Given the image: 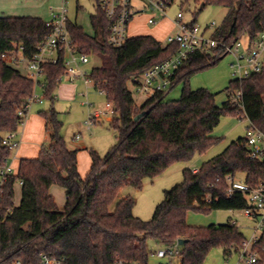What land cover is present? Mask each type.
<instances>
[{
    "label": "trees",
    "instance_id": "obj_1",
    "mask_svg": "<svg viewBox=\"0 0 264 264\" xmlns=\"http://www.w3.org/2000/svg\"><path fill=\"white\" fill-rule=\"evenodd\" d=\"M181 4L226 9L215 36L227 44L243 34L253 39L264 30V0H182ZM95 7L96 14L91 17L93 35L86 34L72 20L68 21V29L77 51L102 60V65L92 69L88 77L118 113L111 123L118 132V144L104 157L90 150L91 170L86 178L80 175L77 150L68 148L61 133L63 122L54 108L65 67L62 62L46 65L43 94L52 106L39 115L46 120L50 142L42 146L38 158L23 159L16 175H7L4 180L0 176V264H13L15 260L42 264L41 254L63 259L61 264H115L118 259L149 264L148 240L161 247L186 240L180 246L181 264H204L218 248L225 257L239 253L246 238L237 223L196 228L188 225L187 215L191 210L246 208L242 195L226 196L229 175H241L250 185L264 181V161L250 158L245 138L232 142L197 173L185 169L183 183L165 192L151 221L134 216L131 196L122 198L114 211L110 207L122 188L140 189L146 179L161 176L175 163L191 162L218 144L220 139L213 132L223 117H246L264 129V71L230 82L228 90L243 93L244 113L228 100L219 107L216 94L191 89L189 80L225 56L213 58L196 53L172 76L170 90L184 83L178 100H167L168 92H159L137 108L129 83L172 57L178 46L143 35L115 48L108 42L111 21L97 1ZM49 31L46 21L39 17L0 16V167L8 166L11 159V151L2 141L24 124L19 111L35 89L33 80L7 66L1 55L13 50L14 45L25 47L32 55ZM18 182H22V197L16 206ZM54 185L66 191L62 211L50 193ZM257 246L260 259L255 264H264V234Z\"/></svg>",
    "mask_w": 264,
    "mask_h": 264
},
{
    "label": "built area",
    "instance_id": "obj_2",
    "mask_svg": "<svg viewBox=\"0 0 264 264\" xmlns=\"http://www.w3.org/2000/svg\"><path fill=\"white\" fill-rule=\"evenodd\" d=\"M96 1L111 21L108 42L115 48L123 47L131 38L129 34L130 25L137 17L145 16L147 25L156 26L162 20L167 19L168 10L175 2V0ZM69 20L68 1L61 0L60 7H50V17L45 20L50 31L48 36L37 46L36 52L28 55V50L25 47L14 45L13 50L1 55L7 66L18 70L22 75L32 79L35 84L33 95L24 109L19 111V115L24 118L27 117L32 105L43 104L45 101L44 96L36 95V89L39 87L43 90L45 87L46 65L62 62L65 67L62 81L67 77L71 82L80 78L85 80L86 85L92 82L88 77L89 73L81 69L82 65L89 63L90 56L77 51L68 29ZM217 29L218 26L215 22L208 24L205 28L197 26L194 21L186 23L184 14L178 12L173 21L175 34L166 36V44L177 45L178 51L161 64L154 66L140 76L134 77L130 82L134 93L148 99L156 93L169 92L172 88V76L189 61L191 55L196 53L210 55L213 58L232 55L234 63L231 67L234 70L235 80L238 81H243L264 71V30L253 39L249 35L243 34L237 41L227 44L216 38ZM22 71H25L26 74H23ZM99 92L104 95L103 91ZM228 101L244 113L241 90L230 89ZM107 107H111V104L108 103ZM102 115L104 114L100 111L89 114L87 126L90 127ZM247 120L249 125L248 134L245 137V147L251 159L264 161V129L254 126L249 119ZM16 136V133H9L2 141L3 146L11 152L19 146ZM197 172L194 171V173ZM10 174H14V172L9 165L0 167L2 180ZM226 181L228 185L226 196L232 198L236 194H240L244 197L246 208L240 211L254 223L255 232L260 233L259 236H253L250 241L247 239L244 241L243 247L238 253V264H255L260 259L257 242L264 234V181L250 185L241 175H229ZM18 183L22 185V182ZM207 202L210 203L209 197ZM40 257L42 264H61L63 261V259H56L46 254H41ZM177 257L181 258L178 242L174 246L160 247L156 251L150 252L149 264H152V259H156L154 264H172V259ZM13 264L25 263L21 260H15ZM115 264L139 263H128L118 259Z\"/></svg>",
    "mask_w": 264,
    "mask_h": 264
},
{
    "label": "rangeland",
    "instance_id": "obj_3",
    "mask_svg": "<svg viewBox=\"0 0 264 264\" xmlns=\"http://www.w3.org/2000/svg\"><path fill=\"white\" fill-rule=\"evenodd\" d=\"M69 9V18L72 21L77 22L81 26L85 33L88 35L94 34V29L91 22V17L96 14V0H67ZM182 0H175L174 4L168 10L166 24L163 34L159 38H162L161 42L166 44L167 32L172 29V23L178 12L184 14V21L186 23L196 22V25L205 28L208 24L215 22L219 27L226 16V9L217 6H205L191 4L190 6L182 7ZM20 4L23 7L35 8L43 10L41 13L42 19L48 20L50 17V7L58 8L61 5V0H21ZM79 7V10L77 9ZM137 21L132 22L130 25V36L134 33L140 32L141 24L147 19L145 16H139ZM135 19V20H136ZM154 28L155 26H149ZM134 28V29H133ZM169 34H175L172 29ZM234 63L232 55L225 56L222 61L217 65L202 70L193 75L189 80V86L193 90L207 89L211 93L216 94L217 106H222L224 102L228 100V88L230 82L235 80L233 73L234 70L231 67ZM102 65L101 58L97 56L89 57V63L82 65L86 73H89L92 69L100 67ZM26 74L25 71H22ZM75 85L78 88L77 97L73 101L64 100L56 93V102L54 104L55 110L59 113V119L63 122L62 135L69 143L74 139V136L82 133V141L87 144L89 150H95L101 157H104L115 145L118 144V132L111 128V122H108L106 118L111 117L114 120L118 118V113L114 107H107L106 97L97 91L94 87V83L90 82L85 84L83 78L78 79L75 82H71L68 78H64L60 84L62 86ZM184 83H178L167 94V100H178L181 97ZM129 89L133 93L136 107L139 108L141 104L146 101L145 96H138L133 91V86L129 83ZM59 90V89H58ZM58 94V95H57ZM36 95L39 97L44 96L43 90L39 87L36 89ZM51 104L45 99L43 104H34L30 107V113L36 109L48 111L51 108ZM102 112L99 119L100 123L92 125L91 130L87 126L88 114H94L95 112ZM112 121V122H113ZM248 120L243 117L237 116H225L221 119V123L213 132V136L219 138L220 141L215 146L211 147L207 152L202 155H197L191 162H178L172 165L164 174L155 179H146L143 183V187L136 189L130 186L122 188L115 202L111 205L110 210L114 211L117 203L122 199L120 196H131L134 199L133 214L136 218L143 221H151L157 206L164 200L165 192L170 191L176 186L180 185L184 181L183 171L185 169H200L202 165L221 154L232 142L237 141L240 138H245L248 134ZM21 128V127H20ZM68 145V144H67ZM13 154V153H12ZM52 196L58 206V203L62 204L64 201V190L60 186L54 185L52 187ZM21 200V188L17 183L15 187V202L19 204ZM229 221H236L237 226L243 232L245 238L250 241L253 236H259L260 233L255 232L254 223L246 218L242 211L231 210H213L208 212H198L191 210L187 215V223L191 227L207 228L211 225H222ZM148 246L151 252L156 251L161 247L153 240H148ZM156 262V259H152V264ZM239 255L233 253L231 257H225L222 249H214L204 264H238ZM172 264H181V258H173Z\"/></svg>",
    "mask_w": 264,
    "mask_h": 264
},
{
    "label": "crops",
    "instance_id": "obj_4",
    "mask_svg": "<svg viewBox=\"0 0 264 264\" xmlns=\"http://www.w3.org/2000/svg\"><path fill=\"white\" fill-rule=\"evenodd\" d=\"M20 1L21 0H0V16H3V17L30 16V17L42 18L41 13L44 12L43 10L41 11L35 8H27L26 6L23 7L24 5L20 4ZM135 21H137V19L134 20L133 22ZM165 24H166V19L162 20L154 28H149L145 20L141 24L140 32L134 33L133 35H131V38L137 37V36H143V35H150L161 42L162 38H159L158 35L161 36L163 32L165 31L164 30ZM172 29H173V23H172ZM172 29H170L167 33L169 34ZM58 89L59 90H57V93L59 94V97L61 96V98L64 100L73 101V99L77 97L78 88L73 84H70V86H65L63 88L62 86L61 87L59 86ZM40 111L42 110L36 109L33 113L32 112L30 113V109H29V112H28L27 117L25 118L24 124L21 126L18 132H16L17 134L16 137L19 141V146L16 150L11 152V159L9 161V166L12 168L15 175L18 173L20 163L23 159L38 158L41 152L42 146L50 142V135L49 133H47V130H46L47 123H46V120L39 115ZM99 119L95 120L92 125H96L97 123H100ZM106 120L111 123L113 121L111 117L106 118ZM92 125L89 127L90 130H91ZM82 138H83L82 133L75 135L74 139L71 140L69 143H67L68 144L67 146L71 150H77L78 171L83 178H86V176L89 174L91 167H92V159L90 156V150L88 149L87 144L82 141ZM194 171H199V169H194L193 172ZM19 186L21 188V197H22V187L21 185ZM52 187L50 189L51 195H52ZM64 196L65 197H64V201L62 202V204L58 203V208L61 211L64 210L65 205H66V191L65 190H64ZM124 197L125 195H122L120 196V199ZM15 205L19 206L20 203L16 204L15 202Z\"/></svg>",
    "mask_w": 264,
    "mask_h": 264
},
{
    "label": "water",
    "instance_id": "obj_5",
    "mask_svg": "<svg viewBox=\"0 0 264 264\" xmlns=\"http://www.w3.org/2000/svg\"><path fill=\"white\" fill-rule=\"evenodd\" d=\"M202 7H204V4H202ZM141 117H142V114L136 116L135 121H138ZM185 243H186V240H183V239L178 241L179 246H183Z\"/></svg>",
    "mask_w": 264,
    "mask_h": 264
}]
</instances>
